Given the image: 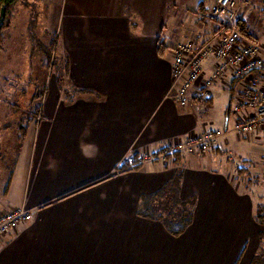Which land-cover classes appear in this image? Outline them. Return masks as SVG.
<instances>
[{"label":"crops","instance_id":"crops-1","mask_svg":"<svg viewBox=\"0 0 264 264\" xmlns=\"http://www.w3.org/2000/svg\"><path fill=\"white\" fill-rule=\"evenodd\" d=\"M40 1L56 13L47 31H54L75 68L72 82L93 93L70 103L43 98V114L53 123L37 122L34 144L41 141L44 149H21L1 191L0 213L25 206L29 219L0 238V264L264 262V220L255 216L264 206L261 135L237 137L250 144L248 152L238 153L240 164L215 157L226 151L217 141L209 150L139 160L145 151L160 154L174 140L200 132L210 120L211 99L207 107L180 104L172 90L171 47L179 37L163 25L173 24L176 7L189 0ZM213 1H196L204 27L190 38L194 44L214 30L206 14ZM249 3L238 23L264 40V0ZM17 21L15 13L5 33ZM204 62L207 75L212 61ZM226 73L215 84L228 89L229 114L230 96L239 86ZM132 156L137 168H131ZM176 175L179 198L195 199L191 220L178 235L138 209L143 197Z\"/></svg>","mask_w":264,"mask_h":264},{"label":"rangeland","instance_id":"rangeland-1","mask_svg":"<svg viewBox=\"0 0 264 264\" xmlns=\"http://www.w3.org/2000/svg\"><path fill=\"white\" fill-rule=\"evenodd\" d=\"M196 1H186L185 3L188 2L186 7H176L175 11L174 7H169L171 13L173 11L176 13L175 22L170 25L167 22L163 26L167 33L176 32L179 37L176 45L171 49L178 44L193 43V39L190 38L196 30L204 27L197 19L201 8L197 7ZM245 1L251 3V0ZM43 4L40 0H19L13 14L14 18L17 13L18 21L10 32H4L5 40L3 37L0 46V197L8 171L13 167V159L18 158L21 149H44L41 141H38L36 148L34 144L38 129L37 122L50 121V119L47 120L41 108L43 98H55V100L59 98L70 103L79 94L88 97L93 93L92 89L76 86L72 82L77 76L75 68L72 63L70 64L61 42H56L54 31H47V23L50 25L51 21H55L56 13ZM203 6L204 2L201 4V7ZM167 12H169L168 7L165 10V13ZM179 21L183 22L182 26H177ZM213 27L215 28L214 25ZM184 38L186 41H183ZM212 85L211 103L207 109L210 120L204 128L214 130L215 143L217 141L219 145L226 148V151H229L228 154L226 151H222L221 154L214 153L215 157L221 159L223 163H227L228 156L233 158L234 163H243L240 161L241 156L237 155L248 152L250 144L239 140L234 133V116L232 113L228 114L226 109L229 98L228 89L220 83ZM37 105L39 109L36 117L33 115L29 117L28 110ZM26 119H30V122L27 124L25 137L19 140V126L25 123ZM49 121L47 124L53 123ZM49 145L50 140L47 149H50ZM257 160L263 166V156ZM246 166L249 167L248 163ZM247 172L243 175L244 180H247ZM258 173V179L263 183L264 177L261 172ZM236 177L240 179L237 175ZM251 177H254V174Z\"/></svg>","mask_w":264,"mask_h":264},{"label":"built area","instance_id":"built-area-1","mask_svg":"<svg viewBox=\"0 0 264 264\" xmlns=\"http://www.w3.org/2000/svg\"><path fill=\"white\" fill-rule=\"evenodd\" d=\"M245 0H214L207 16L215 28L204 41L182 43L171 49L172 90L180 104L192 103L204 107L210 101L211 87L224 80L226 72L239 88L230 96L229 111L237 137L261 135L264 140V40L243 32L238 14ZM264 32V28H263ZM211 59L212 67L205 73L204 61ZM216 133L203 128L163 147L167 152H195L213 148ZM264 143V142H263ZM263 162H264V153ZM154 152H145L139 160H151ZM264 165V163H263ZM264 167V166H263ZM29 219L25 206L8 208L0 213V238Z\"/></svg>","mask_w":264,"mask_h":264},{"label":"trees","instance_id":"trees-1","mask_svg":"<svg viewBox=\"0 0 264 264\" xmlns=\"http://www.w3.org/2000/svg\"><path fill=\"white\" fill-rule=\"evenodd\" d=\"M18 1L19 0H0V46L2 44L5 30H7L11 25L14 8ZM239 27L243 32L247 33L240 24ZM158 47L159 52L164 53V51H166V46L164 45L163 40H159ZM38 109L39 106L37 105L35 108H31L30 110H28V116L31 117L33 115L34 117H36ZM29 122L30 119H26L25 123L20 124V136H18L19 140L25 137L27 130L26 127ZM164 150L165 149L163 148L161 152H163ZM177 152L178 151L167 152L165 153L164 157L172 154L174 155ZM154 154L156 153L154 152ZM131 158L132 159L130 163L134 162L131 168H137L139 166V163H137L138 161H136L137 159H135L133 156ZM179 180L180 176L176 175L173 180L168 182L167 185H164V187L159 191L153 193V195L143 197L142 202L138 208L139 211H141L142 209L141 213L145 216H151L153 218L158 217L159 220H161L164 226L167 228V231L174 235H178L183 232L182 230H184L189 224L195 200L193 197H189L186 200H181L179 198V196L177 195ZM255 216L259 221L264 220L263 205H260L257 208ZM253 264H264V262L257 258V260H255V263Z\"/></svg>","mask_w":264,"mask_h":264}]
</instances>
